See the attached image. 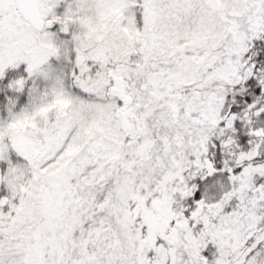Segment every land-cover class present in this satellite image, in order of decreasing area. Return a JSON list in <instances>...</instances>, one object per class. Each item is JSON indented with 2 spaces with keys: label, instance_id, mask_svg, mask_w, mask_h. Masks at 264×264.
Here are the masks:
<instances>
[{
  "label": "snow or ice",
  "instance_id": "obj_1",
  "mask_svg": "<svg viewBox=\"0 0 264 264\" xmlns=\"http://www.w3.org/2000/svg\"><path fill=\"white\" fill-rule=\"evenodd\" d=\"M0 264H264V0H0Z\"/></svg>",
  "mask_w": 264,
  "mask_h": 264
}]
</instances>
